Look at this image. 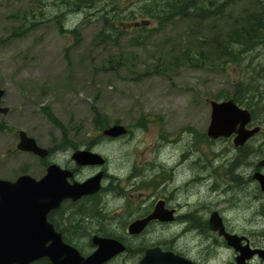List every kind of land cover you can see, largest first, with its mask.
Returning <instances> with one entry per match:
<instances>
[{
	"label": "rangeland",
	"instance_id": "obj_1",
	"mask_svg": "<svg viewBox=\"0 0 264 264\" xmlns=\"http://www.w3.org/2000/svg\"><path fill=\"white\" fill-rule=\"evenodd\" d=\"M120 1L125 11L114 16L112 0L70 14L57 0H0V88L6 91L2 106L9 108L7 114H0V178L45 174L46 166L35 155L16 148L18 131L24 130L42 147L68 143L60 150L66 159H71L69 151L74 147L101 153L107 159L99 168L105 170L104 188L142 182L143 175H134L143 173L142 161L147 158V180L157 184L147 193L160 195L164 188L182 187L176 193L180 201L210 200L218 205L230 198L233 206L226 210L231 224L249 227L247 215L252 213L241 208L248 203L244 194L237 193L236 187L225 195L221 192L234 154L221 155L228 144L198 146L196 138L211 123L210 100L233 98L238 85L247 91H264V43L246 54L237 52L234 61L221 52L232 27L250 13L264 16V0H216L224 3V17L201 22L177 18L164 26L153 20L135 26L128 16L139 10L137 0ZM106 10L114 23H126L122 31L106 30L102 18ZM61 22L66 30L79 28V36L63 32ZM95 110L104 117L106 127L101 130L95 125ZM143 119L146 128L139 125ZM117 123L125 125L128 134L106 138L104 129ZM169 142L178 145L167 148ZM202 150L216 152L213 164V155L208 154L212 170L200 166L206 163ZM190 155L195 160L190 168H183ZM99 170L86 167L79 171V178ZM197 174L211 180L209 187L202 180L201 186L189 190L199 184ZM104 201L108 216L122 211V202L113 193L106 192ZM101 225L118 235L126 227L115 220ZM179 230V225L150 227L155 240L174 237Z\"/></svg>",
	"mask_w": 264,
	"mask_h": 264
},
{
	"label": "flooded vegetation",
	"instance_id": "obj_2",
	"mask_svg": "<svg viewBox=\"0 0 264 264\" xmlns=\"http://www.w3.org/2000/svg\"><path fill=\"white\" fill-rule=\"evenodd\" d=\"M238 92L241 94L240 101H237L238 105L251 112V121L246 125V129L249 131L258 129V131L250 136L244 144L236 145L235 133L229 137L215 139L208 135V128H206L202 135L199 136L200 139L196 138V143L198 146L204 143L205 147L206 144L212 146L216 142L228 144V147L221 155L224 157L231 156V154L234 155L229 159L227 169L228 171L230 170V175L225 180L226 183L222 186L221 192L225 195L227 190L229 191V189L236 187L237 193L241 194L242 192L244 194L243 199H247L248 203L241 205V208L252 213L247 215L249 227L245 225L243 228H236L231 224L230 217L227 215L228 210H226L233 206L230 198L224 200L223 204L215 205V201L211 203L210 200L192 201L190 199L180 201L176 199V193L179 190L176 187L171 188L170 191L164 188L160 195L151 191L147 193V190L157 184L153 182L155 180H147V158H145L142 161L143 173L140 171L139 174L134 175V177L143 175L142 182L137 184L127 183L123 188L119 184H112L104 188L102 184L98 192L83 196L78 200L66 198L59 207L52 209L48 213L47 221L53 225L54 231L45 246L52 247V249L55 248L56 242L52 237L55 234H60L64 244L75 247L80 255L86 259L98 249V245L94 243V237L99 236L117 239L125 246L124 251L115 254L101 264H142L146 254L153 249L156 250L150 255V262L147 264H264V183L259 177L264 176V164H262L264 162V91ZM257 102H260V104ZM251 105V109L245 107H250ZM259 116L262 117L260 120ZM67 144L63 141V146L48 147V155L46 157H40L34 153L31 154L35 155L46 166L44 168L46 172L51 164H57L64 169L72 170L74 177L70 178L71 182L85 181L88 177L79 178V171L86 167L99 170L97 166H83L73 159L74 152L81 149L79 147L71 149L69 151L71 159H66V155L60 150L62 151V149H65L64 147H69ZM201 152L206 163L200 162V166L205 171L212 170L210 162L213 164L216 152H205L203 150ZM209 153L213 155L211 161L208 156ZM194 160V156L190 155L182 162V167H186L184 163L187 161H190L191 164ZM197 160L201 161L200 158H197ZM44 175H40L38 178L40 179ZM170 175L174 176V173L172 172ZM161 177L164 179L163 175ZM190 179H192L191 176L189 177ZM202 180H204L203 186L209 187L208 182L210 179L207 177L201 178L197 174L196 182L199 183V186H201L200 182ZM106 192L113 193L114 198L122 202L121 212L114 211V215H107V213L109 214V207L104 201ZM238 198L235 199L238 200ZM159 202H163L164 210L172 211L171 219L151 220L140 233H131L129 225L136 220L144 219L151 215ZM206 202L208 204H205ZM106 208L107 212L105 213ZM215 213H218L217 216L222 220L224 233H221L220 229L214 228V226L217 227L219 225L217 221L215 225L212 223ZM89 219H95L98 222L94 221L96 226L89 225ZM104 220H115L119 223H125L126 227L123 235L113 234L105 229L101 225ZM154 224H160L168 228L173 225H179L180 230L174 237L163 236L155 240L150 232V227ZM226 233L237 236L233 240L234 244L230 243L231 241L226 237ZM164 252H170L177 256L172 259L175 262L162 263V253ZM66 254L54 251L52 256H41L27 264H73L70 260L71 257ZM242 254L246 255L243 262L239 260ZM78 264H87V262L83 260Z\"/></svg>",
	"mask_w": 264,
	"mask_h": 264
},
{
	"label": "water",
	"instance_id": "obj_3",
	"mask_svg": "<svg viewBox=\"0 0 264 264\" xmlns=\"http://www.w3.org/2000/svg\"><path fill=\"white\" fill-rule=\"evenodd\" d=\"M4 95L5 90L0 88V114L9 112L8 107L2 106ZM211 105L212 119L208 128L210 137L215 139L222 136L228 137L236 132L235 144L242 145L258 131V129L251 131L246 129V125L251 121V113L241 108L234 100H213ZM127 133L128 129L122 124H114L104 130V135L109 137H121ZM18 135V149L41 157L47 156L48 149L39 146L36 139L26 131L20 130ZM73 159L83 166L105 164V158L91 150H77L73 154ZM73 177L72 170L51 164L41 179L29 174H23L14 181L0 178V264H27L41 256H52L54 251L67 253L73 264L83 260L87 264H101L125 250V246L117 239L95 236L94 243L98 245V249L85 259L75 247L64 244L60 234L52 237L56 242L55 248L45 246L54 231L53 225L47 221L48 213L59 207L66 198L78 200L98 192L102 187L104 170L82 182H71L70 178ZM259 177L264 183V176ZM171 214L172 211L164 210L163 202H159L151 215L131 223L129 231L140 233L151 220H170ZM217 215L218 213H215L212 223L215 225L217 221L219 225L214 228L224 233L222 220ZM225 235L231 241L230 243L234 244L233 240L237 236L227 233ZM155 250L146 254L142 264L150 262V255ZM176 257L170 252H164L162 263L175 262L172 259ZM245 257L246 255L242 254L239 260L243 262Z\"/></svg>",
	"mask_w": 264,
	"mask_h": 264
},
{
	"label": "trees",
	"instance_id": "obj_4",
	"mask_svg": "<svg viewBox=\"0 0 264 264\" xmlns=\"http://www.w3.org/2000/svg\"><path fill=\"white\" fill-rule=\"evenodd\" d=\"M61 5L66 6L65 14L76 13L81 11L91 10L97 8L102 0H57ZM218 1V0H217ZM216 0H137L139 10L132 11L133 18L128 16V22L135 26L151 24L149 20H153L158 26H164L177 18L196 21L207 20L211 18L224 17V3L218 4ZM112 11L114 16L122 14L125 9L122 7L120 0H112ZM105 10V9H103ZM216 10V11H215ZM68 12V13H67ZM110 11L106 10V14L102 15L104 19L106 30H123L124 21L114 23L112 17L109 15ZM260 17V18H259ZM149 22V23H148ZM263 23V24H262ZM28 27H26L27 30ZM61 30L79 36V28L66 30L64 24L61 22ZM264 43V16L256 13L248 14L242 22L237 23L232 29L227 32L225 40L221 46V52L234 59L237 57V52L246 54L247 52L256 49L260 44ZM188 59L193 57L188 55ZM245 87L243 90L241 85L235 87V94L233 99L240 101L241 94L238 91H247ZM254 91H259L255 88ZM51 116V113H49ZM53 120L55 118L51 116ZM104 117L95 110V125L97 129L105 128L106 124L103 121ZM145 119L140 121L139 125L146 128ZM57 122V121H56Z\"/></svg>",
	"mask_w": 264,
	"mask_h": 264
},
{
	"label": "bare ground",
	"instance_id": "obj_5",
	"mask_svg": "<svg viewBox=\"0 0 264 264\" xmlns=\"http://www.w3.org/2000/svg\"><path fill=\"white\" fill-rule=\"evenodd\" d=\"M221 4H223V3H221ZM219 5H220V3H219ZM67 11V10H66ZM216 11V10H215ZM64 13H65V11H64ZM68 13V12H67ZM260 18V17H259ZM263 24V23H262ZM262 69V68H261ZM264 69V68H263ZM256 71V70H255ZM258 72H260V68H259V71ZM260 75V74H259ZM171 142H173V141H171ZM171 142H169L168 144H166L167 145V148H175V147H177V145H178V143L176 144V143H173L172 145L173 146H170L169 144L171 143ZM185 161V160H184ZM183 161V162H184ZM183 164V163H182ZM184 166H186V167H189L190 166V161H187L186 163H184ZM184 168V167H183ZM180 170V169H179ZM197 170V169H196ZM191 176V175H190ZM206 176V175H205ZM204 176V177H205ZM203 177V178H204ZM191 180V179H190ZM185 180H183V182H184ZM193 181H194V178L192 177V180H191V182L190 183H192L193 184ZM182 182V183H183ZM197 186H199V184H196L195 186H190L189 187V190H191V189H195ZM182 187H179V190L181 189ZM182 189H184V188H182ZM193 192H191V194H192Z\"/></svg>",
	"mask_w": 264,
	"mask_h": 264
}]
</instances>
